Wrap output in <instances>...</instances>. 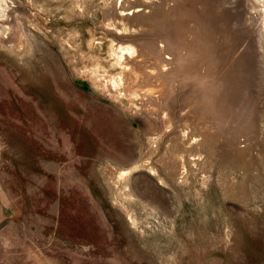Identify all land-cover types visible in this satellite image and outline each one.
Returning a JSON list of instances; mask_svg holds the SVG:
<instances>
[{"label": "rangeland", "instance_id": "374dc122", "mask_svg": "<svg viewBox=\"0 0 264 264\" xmlns=\"http://www.w3.org/2000/svg\"><path fill=\"white\" fill-rule=\"evenodd\" d=\"M81 1L0 0V264H264V151L247 179L232 166L217 163L206 172L200 163L174 186L144 162L153 134L163 132L164 142L187 129L162 121L166 106L178 119L184 100L195 98L197 110L208 112L211 83L237 62L234 32L211 36L206 5L217 4L215 14L226 7L251 11L259 20L252 0H152L144 9L151 26L135 39L107 26L96 0L86 2L89 10ZM103 33L139 44L130 58L142 72L135 83L160 88L134 97L155 107L152 114L114 88L107 74L119 66L96 64L109 55L107 41L92 39ZM191 44L199 56L192 66L185 62ZM257 46L259 57L264 48ZM259 88L257 129H264ZM232 117L223 129L228 135L239 125ZM124 169L129 173L120 175Z\"/></svg>", "mask_w": 264, "mask_h": 264}, {"label": "bare ground", "instance_id": "6f19581e", "mask_svg": "<svg viewBox=\"0 0 264 264\" xmlns=\"http://www.w3.org/2000/svg\"><path fill=\"white\" fill-rule=\"evenodd\" d=\"M93 1L94 0L81 1L79 6L85 7L86 2L88 3V2H93ZM214 1L219 4L224 0H213V2ZM241 1H243V0H241ZM96 2H97L96 3L97 5L102 6V10H103L104 14L109 16L107 21H106V22H108V24L106 23L107 26H109L110 28L115 27L120 32L125 33L126 35H122L124 37L128 36L129 38L135 39L137 36L143 35L145 30L147 29V27L151 26L149 21L147 20L148 12L144 9H146L147 4H150L152 2V0H144L143 1V3H144L143 8H142L143 10L140 9L141 7L138 8L140 6L138 4V0H96ZM223 3H225V2H223ZM215 5H217V4L212 3V4L206 5L207 12L204 11L206 13V19H207L208 25L210 26L209 32H210L211 36L213 34V36L220 35V37H223L224 35L228 36V33L234 32L233 40L235 42H233V47H234L233 49L238 52V57L236 58L237 62H236V64L232 65V68L228 67L229 70L231 69L230 71L225 70L226 71V75H225L226 77L223 76V77H225V78H223L224 79L223 81H221V82L218 81L219 77L216 76L217 77L216 78L217 83H211L212 88H210V90H211L210 93L212 94V96L211 95H209V96H211L210 100L215 101V102H213V105L210 107L208 112L204 113L203 110H201V112H199L198 111L199 109L197 106V100H195V98L194 99L189 98V99L184 100L183 111L180 114H178V119H177L175 116L177 113L172 111L170 107L166 106V105H169L173 102L172 101H166V103H165L166 104L165 105L166 106V108H165L166 112L163 111L164 114H162V116L160 115L162 121L165 123H166V121H170L173 123L174 126H176L177 123L181 122L182 125L187 126V129H185V130L184 129L183 130L178 129L175 132L176 135H174V137L172 139L166 138L164 140V142H162L163 141V138H162L163 132H158L155 135L153 134V136H151V139L149 141L150 142L149 143L150 149L148 152V156L146 158V161H144L146 164L145 166H147L151 170L152 174L157 176L158 179L163 184H166V185L174 186L173 180H175L176 182H180L179 181L180 179L189 176V174L191 172H193L195 167L198 166V164H200V163L203 164L202 168L205 171L208 170L209 168L213 169L217 163L221 164L222 170L226 169L228 166H232L233 169L242 171L243 175L245 176L246 179L248 177H250L252 174H254L260 167L259 166V164H260V160H259L260 153H262L264 151V147H263V145H264V129H257L259 126V124H258L259 121L257 119V112H256L257 111V102L255 100L254 92H255L256 87H260L261 90L263 89V91H264V49H263V53H261V56H259V57H261L260 60H258L259 57L257 56V55H259L257 44H259L261 46V48L262 47L264 48V0H252V3H251V8H252L251 10H252V12L256 11V13L259 17V20H258V18L254 17L252 15L253 13L251 14V11H249V13L247 15H245L246 12H244L245 13L244 14L243 11L240 12L237 9L235 11H232L231 8H227V7L224 8L220 14H215V11L213 9V7ZM79 6H78V8H79ZM90 7H91V5L86 6L85 10H89ZM191 7L192 6H190L188 8H191ZM112 8H113V13L109 14L110 9H112ZM196 8H198V7L196 6ZM202 11H203V9H202ZM245 11H247V10H245ZM196 12H197V10H196ZM199 13H201V11H199ZM199 13H197V15H199ZM204 16H205V14H204ZM222 20L223 21L224 20L230 21L232 27L230 26V23H228L229 26L228 25L227 26H219L218 24L220 22H222ZM163 23H164V21H163ZM103 24H105V23H103ZM159 24H160V22H159ZM198 28H199V26H198ZM184 30H186V28ZM204 30L205 29H202V32ZM153 31H155V30H153ZM175 31H177V30H175ZM198 31H199V29H198ZM194 32H196V31H194ZM202 32H200V33H202ZM202 35H203V33H202ZM109 36H110L109 34L107 35L105 33H103L102 35H97V34L93 35L92 39L95 41L96 45L102 44L104 40L107 41V45H108L107 51L109 54L107 57H104V58L100 55L97 56V58L95 59L96 64L99 65L101 68L105 67V60H106L107 62H109V66L112 69L114 67L119 66L117 68L116 72L111 71L109 75L107 74V76H109L108 78L110 79L114 88L117 89L119 94H121L120 96H122L123 94H124V96L127 95V97L130 100V104L135 105V107H137L143 111H146L148 114H152L155 107H152L150 105H139L138 102H136V100H135V98L139 97L138 93H142L144 95V94L152 92L154 89L160 88V86H158V85L154 86L151 84L147 85V86L137 87L138 85H136V83H135V82H141L139 80L142 77V72H140L138 69H136V67H134L135 65L132 64L130 58H133V56H136V54L139 52V44L137 42H135V40H130V39L127 40V42H123V41L118 42L117 41L118 38L115 39V38H112ZM235 36H236V38H234ZM210 37H208V38H210ZM244 37H247L248 39L247 38L245 39ZM203 38H204V36H203ZM214 38H216V37H214ZM119 40H121V39H119ZM147 41H148V39H147ZM201 42H202V40L198 43H201ZM193 43H194V41H193ZM91 44H92V42H91ZM161 44H163V43H161ZM181 44H182V42H181ZM208 44H210V42ZM213 44H215V43L213 42ZM196 45H197V42H196ZM242 45H243V47H242ZM16 46H18L17 43H16ZM184 46H185V44H184ZM197 46H195V44L190 45V51L188 53V56H190V57L188 58L187 61H185V62H188L190 65H191V63L195 62L197 59L199 60V56L197 55L198 57H196L193 54L194 50L196 51ZM240 46L242 47L241 49L239 48ZM209 47H211V44ZM164 49H167V48L164 47ZM173 49H174V47H173ZM204 49L205 48H203V50ZM207 49H208V47H207ZM176 50H178V49H176ZM180 53H181V51H180ZM156 55H158V53H156ZM207 55H205V53H204L203 57L207 56ZM211 55L214 56V54H211ZM180 56H181V54H180ZM220 56H221V54H220ZM222 57H223V55H222ZM222 57H221V59H224ZM179 58H181V57H179ZM215 58H217V57H215ZM209 59H213V57L209 58ZM162 60H160V62L161 63L163 62L165 64V62ZM227 60L228 59H226V62H227ZM219 61H220V59H219ZM219 61H217V63H215V64H218ZM221 62H220V64L223 63V62L222 63ZM258 62L260 63V66L257 64ZM210 63H211V61H210ZM167 64H169V63H167ZM167 64H165V65H167ZM220 64H219V66H220ZM224 64H226V63H223L222 65H224ZM95 67H96V65H95ZM163 67H165V66H163ZM185 68H184V70H188L187 66H185ZM200 68H202V67H200ZM220 68H221V66H220ZM224 68H225V66H224ZM147 69H148V67H147ZM98 70H99V68H98ZM212 70L213 69H211V71ZM217 71H218V69H217ZM204 73H205V71H204ZM132 75H134L133 79L131 77ZM206 75H208V74H206ZM185 77L187 78V76H185ZM220 77L222 78V76H220ZM189 78H191V76ZM177 80L178 79H176V81ZM151 81H153V80H151ZM178 82L180 83L179 80H178ZM179 83H177L178 86H179ZM196 86H195V88H197ZM202 86H203V84H202ZM135 87L137 89H134ZM169 88H170V86H169ZM195 88L193 86V90ZM198 90H197V92H198ZM172 91L174 92V90H172ZM263 94H264V92H263ZM116 95H118V93ZM196 95H197V93H196ZM134 96H138V97H134ZM201 97H202V95H201ZM128 98H126V99H128ZM139 100H141V99H139ZM208 100H207V102H208ZM142 102H143V100H142ZM210 104H211V102H210ZM178 106H179V104H178ZM160 109H161V107H160ZM262 112L264 114V106H263ZM209 113H212V114L217 113V115H219L221 117V121L219 119L217 125H215L213 123V121L208 120V116L206 114H209ZM231 117H232V119L237 120L239 122V125L236 126L230 132V135H228L227 132L224 133L223 129L226 128L227 123L231 119ZM260 120L262 122L261 127H263L264 126V115H262V118ZM154 121H156V120H154ZM151 127H154V126H151ZM149 130L154 131L156 129L151 128ZM258 137L260 138V140L258 139ZM251 139H255V141H257V142L251 141ZM259 141H260V143H259ZM253 143L255 144L256 148L254 147ZM256 152H257V155H256L257 158L253 159V156L256 154ZM214 158H216V159H214ZM206 172H208V171H206ZM128 173H129V170L124 169L120 172V175H127ZM108 175L113 176V172L112 173L110 172ZM122 178H123V176H122ZM189 178H191V176H189ZM208 179H210V178H208ZM243 186H244V184H243Z\"/></svg>", "mask_w": 264, "mask_h": 264}]
</instances>
